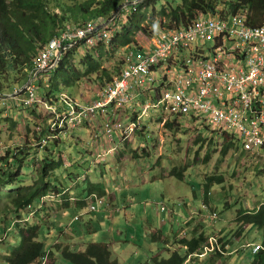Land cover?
<instances>
[{
  "label": "rangeland",
  "instance_id": "374dc122",
  "mask_svg": "<svg viewBox=\"0 0 264 264\" xmlns=\"http://www.w3.org/2000/svg\"><path fill=\"white\" fill-rule=\"evenodd\" d=\"M65 1L70 3L69 0ZM137 1L139 0L127 1L117 15L121 17H117L119 19L115 22L114 28L121 29L122 25H129V15H131L129 7L133 5L131 3ZM217 1L221 4L220 9L223 11L228 0ZM182 2L183 0H159L156 9L159 11L167 4L176 9ZM141 15L137 20H140V24L149 34L143 31L138 32L137 43L133 44V47L145 50L153 45V39L160 30V24L157 19L154 26L151 25L153 22L151 8L142 11ZM204 47L206 51H209L214 48V42L209 41ZM83 50L87 48L83 47ZM83 50H79L76 55L77 63L82 59ZM122 54L123 51L110 61L108 58L104 59L102 65L107 70V75L100 72L92 74L73 88H63L60 93L69 95L81 104L92 103L105 85L119 76ZM47 73L42 74V82L45 78L48 80L49 76H53V73L46 76ZM46 84L47 82H44V85ZM45 89L41 88L40 92L38 91L40 97ZM60 93H54L53 100L58 99ZM155 96V92L142 96L138 99L140 105L135 108L136 112L121 114V116L124 115L123 121L129 117L127 125L139 123L138 118H141L138 128L141 132L136 133L137 129L128 141H117L112 147L117 153L116 156L97 160L98 157L92 153L103 152L104 148L98 149L93 136L95 131L87 127L74 130L66 136L63 134L57 142L50 140L43 145L56 152L55 159H60L62 167L55 170L51 177L60 181L64 188H68L69 196L86 198L89 194L88 184L91 182L95 185H103L108 196L117 198L115 206H112L111 200H108L111 205L109 209L116 212H114L116 223L113 221L114 217L108 218L101 212L104 210L83 216L82 222L72 223L80 209L78 200L73 199V201L76 200L74 204L72 200H69V205H66L64 197L68 193L58 195L52 193L44 196H49L50 201L44 197L41 198L40 202L34 204V207H37L34 214L39 219L36 222L44 224L40 240L45 243V250L54 249L56 252L55 245L57 243L67 245L69 242L67 238L71 237L75 249L72 245L67 248L75 251H81L89 244H107L111 247L112 257L118 261V264H142L147 261L155 264L152 260L154 255H157L154 259L163 260L168 257L169 249H174L175 252L184 256L186 250L181 246V240H191L200 229L196 227L202 223V232L199 231V233L204 231L205 237L210 238V241L222 240L220 252L224 254L223 256L215 254V249L209 256L190 258L187 264H250L253 253L252 249H247V246L262 244L263 233L254 229L246 237H239L241 240L235 239L237 237L235 233L239 230L235 219L239 212H253L264 204V153L262 156L250 155L241 150H233L225 156L222 135L214 133L215 131L204 122V115L195 119L170 117L163 111H155L154 106L151 105L157 102V100L152 101ZM147 105H151L149 114L147 117H142L143 106ZM10 106L11 108L7 110L0 104V155L4 156L8 150L18 147L36 146L39 149L41 144L35 141V133L50 128L52 117L48 110L39 106L32 115L25 110L21 111L20 107L15 109L12 105ZM7 117H17L19 124L14 126L13 121H5ZM175 120L178 124L174 130H168L165 127L166 123ZM144 128L146 129L143 130ZM200 138L206 142L197 143ZM44 147L39 150V159H43L46 155ZM108 149L109 146H105V150ZM118 155H120L118 159L121 158V160H124L126 156L125 161L110 159L117 158ZM37 164L39 163L36 161L35 170L41 167ZM67 168L80 179L74 182L67 180L63 174ZM29 172L23 171L25 174ZM30 174H34L33 171ZM180 175H183L184 179L180 180L178 177ZM206 178L222 179L221 184L211 183L209 197L205 195ZM128 182L135 185V188L139 187L140 193H137V190L134 193L135 190L131 189V192L125 195L123 191ZM89 198H87L88 201ZM38 204L43 206V209H39ZM72 206L76 209H71ZM57 211H61L59 223L63 225L62 229L65 231L63 235L58 228H55V222H52L51 228L45 224L50 223L51 216ZM172 212L175 215L174 218L170 216ZM42 213L45 219L41 217ZM201 213L204 218L201 217ZM214 215L217 218H214ZM8 227L6 235L3 231L0 233V264H8L6 257L11 256L22 243L17 228L12 225ZM148 231L161 232L162 240L156 242L149 240L146 237ZM134 237L136 239H133ZM232 240H234L233 246L226 247L227 251H225L223 245ZM54 261L53 256L49 255L47 264H55Z\"/></svg>",
  "mask_w": 264,
  "mask_h": 264
},
{
  "label": "built area",
  "instance_id": "2783aa9c",
  "mask_svg": "<svg viewBox=\"0 0 264 264\" xmlns=\"http://www.w3.org/2000/svg\"><path fill=\"white\" fill-rule=\"evenodd\" d=\"M114 24L112 19L101 18L50 39L28 73L27 96L0 97V104L5 106L13 99L25 106L43 105L52 117L49 140L77 129H93L98 149L104 148L97 160H103L116 156L112 148L116 142L128 141L140 127L141 118L127 125L121 114L138 108V99L155 92L152 101L157 102L151 104L155 111L176 118L204 115V122L216 133L237 137L244 152L264 151V26L250 27L244 12L229 17L210 15L184 29L161 30L149 48L127 49L120 75L92 103L81 104L65 93L54 104L38 98L42 74L55 69L68 48L82 42L88 47L110 42L119 30ZM209 41L214 48L206 51ZM151 105L143 106L142 117L148 116ZM44 199L50 201L49 196ZM88 203L90 214L111 211L109 201L96 195ZM36 208H31V216ZM209 244L199 257L220 251L218 239ZM247 249L257 253L262 246L249 244ZM48 257L42 264H47Z\"/></svg>",
  "mask_w": 264,
  "mask_h": 264
},
{
  "label": "trees",
  "instance_id": "16d2710c",
  "mask_svg": "<svg viewBox=\"0 0 264 264\" xmlns=\"http://www.w3.org/2000/svg\"><path fill=\"white\" fill-rule=\"evenodd\" d=\"M69 1L70 3H66L65 0H0V97L16 96V98H25L27 96L23 87L27 83L28 72L32 69L34 61L50 39L66 29L81 27L93 20L104 18L117 22L119 19L116 18L118 12L127 4L128 0ZM158 1L139 0L135 5H131L129 7L131 10L128 20L129 25H122L110 42L102 41L95 47H88L82 42L68 48L63 53L57 67L48 72L47 75L45 74L49 76L53 73V76H49L48 80L45 78L43 82L42 77L40 78L38 91L40 92L41 88L46 89L43 91L42 97L39 93L37 94L38 98L44 101L48 99L46 101L54 104L59 101V97L53 100L54 93H60L63 88H73L82 82L85 77L98 72L107 75V70L102 65L105 58H108L109 61L113 60L122 51V56H124L125 51L133 48V44L137 43L136 35L138 32L143 31L145 34H149L146 28L140 24V20H137L141 12L148 8L152 9L151 18L153 19L151 21L153 22L151 25L154 26L156 20L159 19V31L184 29L200 18L210 15L229 17L242 12L246 13L250 27L264 26V0H228L223 11L220 9L221 4L217 0H183L181 6L176 9L167 4L159 11L156 9ZM83 47H86L87 50H83ZM81 49L83 50L82 59L77 63L76 55ZM121 64L120 73L124 67L123 59ZM44 82H47V84L44 85ZM39 106L43 105L36 103L25 106L22 103L19 109L33 115ZM3 107L7 110L11 108L9 103ZM6 120L13 121L12 125L14 126L19 124L17 117H7ZM177 124V120L174 122L169 121L165 127L173 131ZM140 132V129H138L136 133ZM35 135V141L41 144L40 148L44 147V140H47V143L50 140L56 142L59 140V138L48 139L50 136L49 128H46L43 132L35 133ZM221 135L225 146L223 150L225 156L233 150H241L243 153L250 155L258 154L262 156L264 153V151L246 153L243 151L237 137L228 133ZM205 142L200 138L197 143ZM40 148L38 149L36 146L18 147L8 150L4 156L0 155V231L1 233L2 231L5 232L6 235L9 230L7 229L8 225H12L17 228L22 241L21 247L15 249L11 256L6 257L8 264H42L44 257L52 254L53 251L45 250V243L40 240L41 229L44 224L37 223L39 219L35 214L31 216V208L48 194L68 193L64 197L66 198V205H69L71 198L68 188H64L60 181H57L53 176L51 177L55 170L62 167L60 159H55L56 152L50 147H44L46 155L43 159H39ZM36 161L39 163L37 165L41 166L39 170H35ZM72 167L74 168V166ZM24 170L33 171L34 174L31 175L30 172L25 174L23 173ZM63 174L71 182L80 179L74 172L71 173L68 168ZM70 174L72 175L70 176ZM178 177L181 180L183 175ZM213 182L221 184L222 179L206 178V197L210 196V192L208 193L209 186ZM88 185V198L90 195H96L99 198L106 196L103 185H95L91 182ZM78 206L83 209L87 208L88 200L78 202ZM38 208L43 209V206L38 204ZM41 217L45 219L42 214ZM78 218L79 220L76 221L77 218H75L74 222L81 221L83 217ZM45 224L48 225L49 223ZM235 224L239 228L238 233H235L238 237H235V239L238 240H241L239 237H246L254 229H258L263 233V241L260 244L262 249L257 253L252 252L253 257L250 264H264V204L253 212H239ZM154 239L156 240L157 237H154ZM209 239L205 237L204 233L199 236L194 235L191 240L187 239L180 242L181 246L186 249L184 256L179 252H174L168 259L157 260L153 258L152 260L155 261V264H187L190 258L199 257L198 255L202 254L203 249L209 245ZM219 242L222 245V240ZM233 243L234 240L227 241V244L223 245L224 250L227 251L226 247L230 245L232 247ZM61 251L62 260L69 264H118V261L112 257L110 247L104 244H89L84 251H75L69 248H63ZM214 253L221 256L224 254L219 250ZM142 264L153 263L147 261Z\"/></svg>",
  "mask_w": 264,
  "mask_h": 264
},
{
  "label": "crops",
  "instance_id": "0c3cea01",
  "mask_svg": "<svg viewBox=\"0 0 264 264\" xmlns=\"http://www.w3.org/2000/svg\"><path fill=\"white\" fill-rule=\"evenodd\" d=\"M10 105H12L13 107H15V108H19L20 107V105L22 104V103H19V102H17L16 100H10L9 102H8ZM132 111H134V112H136V110H135V108H134V110H131V111H128L127 112V114L128 113H131ZM125 121H126V123H127V121H129V117H127V118H125ZM120 144H123V143H120ZM92 153V152H91ZM92 155H95V156H97V153L95 154V153H92ZM120 155H118L117 156V158L115 157V158H110L111 160L112 159H117V160H121V158L120 159H118V157H119ZM121 156H123V155H121ZM125 159H126V156H124V160L122 159L121 161H125ZM108 163H110V162H108ZM128 177H129V175H128ZM128 177H127V179H128ZM131 189L132 190H135V192L134 193H136V190L138 191L137 193H140L139 192V187H136L135 188V185H133V184H131L130 182H128L126 185H125V188H124V191H123V193L126 195L127 194V192H131ZM137 195V194H136ZM88 196H89V194H88ZM88 196L86 197V198H82L81 199V197H78V198H76L75 197V195H71V199L70 200H72L71 202L74 204V202H76V200H78V202H80V201H86L87 200V198H88ZM73 199H76L75 201H73ZM104 199H107V200H111V202H112V206L114 205H116V201H117V198L115 197V196H108L107 194H106V196L104 197ZM80 207V209H78V212H77V217L76 218H78V217H85V216H87L88 214H90L89 213V211L88 210H86V208L85 209H83L81 206H79ZM68 208H70V206L68 207ZM76 209L74 206H72L71 207V209ZM64 210H66V209H64ZM88 212V213H87ZM101 212H103V214H106L107 216H108V218L110 217V218H112V217H114L113 218V221H114V223H116V212L115 211H109V210H104V211H101ZM115 212V213H114ZM60 213H61V211H57L56 212V214L55 215H52L51 216V221H50V223L47 225V227H49V228H51L52 227V222H55V228H58V230H59V232L61 233V235H63L64 233H65V231L62 229V227H63V225H61L60 223H59V220H60ZM166 213V212H165ZM42 215L44 216V214L42 213ZM118 216V215H117ZM126 216V218L128 219V217H127V215H125ZM171 216V218H174L175 217V215H174V213L172 212V214L170 215ZM201 217L202 218H204V216H203V214L201 215ZM84 219V218H83ZM194 219V218H193ZM76 220V219H75ZM79 222H82V220L81 221H79ZM72 223H74V221H72ZM202 223H200V226H198V227H200V229L199 230H197L196 231V235H201V233H199V231L200 232H202V230H201V227H202ZM54 227V226H53ZM91 229H92V227H90ZM93 230V229H92ZM1 233V232H0ZM203 233H204V231H203ZM119 237L121 238L122 236H121V233L119 234ZM118 237V238H119ZM146 237H148V239L149 240H151V241H153V242H156V241H159V240H162V238H161V232H159V231H155V232H151V231H148L147 233H146ZM154 237H157V239L155 240L154 239ZM115 238H117V237H115ZM161 238V239H160ZM133 239H136L135 237L133 238ZM67 240L69 241L68 243H67V245L66 244H64L63 245V243H57L56 245H55V248H56V252H55V250L54 249H50V251H53L52 252V254H51V256H53V258H54V263L55 264H65L63 261H62V255H61V250L63 249V248H67V247H69V246H73V248L75 249V246H74V243H73V239L71 238V237H68L67 238ZM127 240H129V238H127ZM182 241V240H181ZM70 244V245H69ZM95 244H97V243H95ZM104 245H107V244H104ZM109 246V245H108ZM110 247V246H109ZM243 247V246H242ZM71 248V247H70ZM86 249V247L84 248V249H82L81 251H84ZM110 249H111V247H110ZM184 250H186V249H184ZM176 250H174V249H169L168 250V252H169V255H168V257L167 258H169L174 252H175ZM155 256H157V255H154V257ZM153 257V258H154ZM158 258H162V257H158ZM167 258H164V259H167Z\"/></svg>",
  "mask_w": 264,
  "mask_h": 264
},
{
  "label": "water",
  "instance_id": "95a60500",
  "mask_svg": "<svg viewBox=\"0 0 264 264\" xmlns=\"http://www.w3.org/2000/svg\"><path fill=\"white\" fill-rule=\"evenodd\" d=\"M120 11H121V10H120ZM120 11L118 12V14L120 13ZM25 89H26V87L24 86V87H23V90H25Z\"/></svg>",
  "mask_w": 264,
  "mask_h": 264
},
{
  "label": "clouds",
  "instance_id": "9594fccd",
  "mask_svg": "<svg viewBox=\"0 0 264 264\" xmlns=\"http://www.w3.org/2000/svg\"><path fill=\"white\" fill-rule=\"evenodd\" d=\"M133 5H135V3H133ZM118 17V16H117Z\"/></svg>",
  "mask_w": 264,
  "mask_h": 264
}]
</instances>
